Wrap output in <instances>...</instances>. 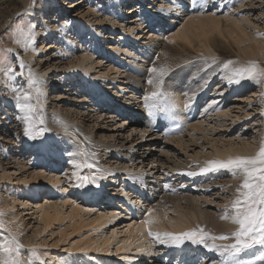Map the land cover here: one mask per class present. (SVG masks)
I'll use <instances>...</instances> for the list:
<instances>
[{"label":"bare ground","instance_id":"1","mask_svg":"<svg viewBox=\"0 0 264 264\" xmlns=\"http://www.w3.org/2000/svg\"><path fill=\"white\" fill-rule=\"evenodd\" d=\"M48 1L52 5L48 11H61L59 0ZM85 1H67L64 7L78 10ZM129 1L128 4L133 3ZM158 1L136 0L124 9L122 5L127 0H89L87 7H80L72 17L66 12L61 18L56 15L49 20L36 12L44 0H21V9L32 26L30 31L20 27L10 45L18 60L0 68V264H9L11 238H16L22 248L47 246L48 239L39 235L56 223L64 226L59 230V241L64 247L68 245L71 253L69 257L51 256L57 264H72L71 257L75 264H139L143 258H155L150 264H209L213 259L219 261L214 264H264V257L254 259L253 254L259 249L264 255V237L260 236V232L264 233V131L253 144L242 139L224 140L218 133L207 141L211 153L202 155V151L191 149L199 142L200 132L207 131L202 115L227 116L232 109L222 106L223 101L226 104L234 94L231 100H242L240 92L259 78L264 81L263 75L257 74L264 62V0ZM141 3L142 8L134 13ZM211 4L219 6L216 11L214 7L206 9ZM37 16L42 22L38 31V21L34 20ZM146 17H150L148 22L153 21L144 26ZM4 18L9 22V15ZM5 22L0 21V34ZM176 23L180 25L175 31ZM162 25L164 32L158 31ZM147 34L148 42L137 45ZM105 35L117 40L109 46L110 50L102 44ZM52 38L55 42L50 41ZM36 39L42 40H38L41 46ZM97 54H124L131 61L125 65V61L115 57V62H105L107 57ZM171 56H175V61L168 63ZM208 60L212 67L216 66L215 71L205 70ZM178 65L187 66L180 69ZM176 66L180 69L177 73ZM149 69L153 71L148 73ZM218 70L221 71L215 76ZM195 74L197 83L186 80ZM86 75L96 89L85 83ZM213 78H219L216 85L222 82L224 86L210 89ZM146 79L150 80L148 84L143 82ZM262 84L253 98L263 101L256 111L264 122ZM62 87H70L65 90L74 93L65 99L69 93L58 92ZM104 92L128 100L129 112L117 114L103 99L95 103L92 97H101ZM240 108L242 112L232 117L228 128L253 114ZM185 110L189 115L183 117L185 126L176 135L161 137L149 123L178 112L185 116ZM118 117L122 118L116 120ZM37 122L42 123L45 132L30 138ZM103 151L111 155L100 164L95 154ZM184 156L186 163L181 161ZM113 157L116 160L111 161ZM156 162L168 163L179 172L175 175L190 176L189 180L197 176L193 184L198 188L171 183L167 185L170 191L165 188L166 192L151 196L152 181L139 174L147 164ZM30 163L31 168L25 170ZM189 164H197L199 169L191 173ZM70 165H75L66 181L71 186L64 189L58 172L62 167L70 169ZM225 167H230L234 178L221 184V170ZM131 170L136 175L128 183L124 178L123 186L128 184L130 189H138L135 193L144 194L134 199L131 196L129 207L138 216L135 220L120 215L123 210H116L120 202L113 207L115 210L96 204L109 198L107 193L103 197L102 190L120 185L116 174L126 171L121 176L129 175ZM13 174L18 175L13 178ZM260 176L263 181L249 191L252 205L257 206L250 211L242 209V204L236 203L238 192ZM12 181L28 199H33V212L20 197V191L18 195L12 193ZM218 190L231 195V202L221 214H212L208 210L211 196L207 195ZM41 192H45L43 202ZM77 194L83 198L80 203L75 199ZM127 194H121V198ZM88 202L95 206L84 204ZM141 206H145L144 210ZM260 215L263 229L257 232L254 246L244 249L251 241L238 239V235L250 217L258 219ZM123 219H127L126 227L121 226L123 229L118 231L113 228ZM237 241L241 244L237 245ZM58 243L53 242V249L59 247ZM28 254L25 250L24 255ZM203 255L206 257L201 259ZM41 261L46 264L42 257Z\"/></svg>","mask_w":264,"mask_h":264},{"label":"rangeland","instance_id":"2","mask_svg":"<svg viewBox=\"0 0 264 264\" xmlns=\"http://www.w3.org/2000/svg\"><path fill=\"white\" fill-rule=\"evenodd\" d=\"M44 1H45V3L41 4L42 6L40 5L39 8H36V12L37 13L38 12H41V14H43V16L45 15L44 18L49 19V20L50 19L51 20L52 19L54 20V18H55L56 15L59 16L58 18H61L63 15H66V12H68V15L72 17V15L76 14L77 11L80 10V7H87L86 4H89L88 3L89 0H86V1L83 0L85 2H83V4H81L78 7V10L76 8H70V9L67 10L68 6H65L64 7V5H66V2L67 1L70 2V1H73V0H59V2L61 3L60 6H59V8H60L61 11H59V12L57 11L56 12L55 9L52 11L51 10L52 8L48 11V9L50 8V6H52L51 5V1H48V0H44ZM62 1H63V3H62ZM96 1H99V0H96ZM156 1H158V0H155V2ZM82 5H84V6H82ZM22 6H23V3H21V0H0V14H1L0 15V21L5 22V20H4L5 18L4 17H7L9 15V22H5L6 25L4 26L3 31L1 32L2 34H0V68L1 67H5L6 65L9 66V65L13 64V62H15V61L18 60L17 59L18 57L12 53V51H11L12 48L10 47V45H13L14 41L16 40V38H17V32L20 29V27H23L24 29L29 30V28L32 26V25L30 26L29 21H28V17L24 14L23 9H21ZM218 7H219L218 5L211 4V5H208L206 7V9L213 8L216 11V9ZM16 8L18 10L19 9H21V10L20 11H16ZM45 8H47V11L45 10ZM43 10H45L46 12L43 11ZM2 11H3V13H1ZM211 11L212 10H208V12H211ZM38 16L35 17V19H34L35 21H38V23H37L38 28H36L37 31L40 29L39 24L42 23L40 20H38ZM31 18H33V17H31ZM149 18L150 17H148V18L146 17L145 18L144 26L150 24L153 21V20H151V21L148 22L147 20ZM179 25L180 24H177L176 23L175 31L179 27ZM163 32H164V30H163ZM107 33H108V31H107ZM162 37H163V35H161L159 38H162ZM144 38L145 39H141L140 44H137V45H141V46L142 45H145L144 43H147L148 42L147 39L149 38V35L148 36L145 35ZM54 39L55 38H52L50 41L55 42ZM38 40L39 41H42L41 39H36V43L37 44H38ZM101 40L103 42L102 44H105L104 45L105 46L104 48H108L112 44V42H114V41H115V43L117 42V40H114V41L112 39L110 40V38H108V36H106V35ZM39 45L41 46V44H38V46ZM110 49L111 48L109 47V49H107V50H110ZM54 52H55V50H54ZM54 52H52V53H54ZM96 56L107 57V58L104 59L105 62H108V61L115 62V57H116L118 59H121V60L125 61V63H124L125 65L128 64L129 61H131L124 54H122L120 56H117V55L115 56V55H110V54L109 55H106V54L105 55L97 54ZM174 57L175 56H171L170 59H169V61H168V63L174 62L175 61L174 60ZM199 57L196 58V59H200ZM215 57L218 58V56H213L214 59H215ZM126 59H128V60H126ZM196 62L201 63L203 61L202 60H197ZM186 66L180 67V65H178V68L183 69ZM212 66H213L212 62H210L209 60L206 61L205 70L207 71L210 68H212V70L215 71L216 66L215 67H212ZM159 67H161V66L159 65ZM176 68H177V66L174 69H176ZM141 69L145 70L144 68H141ZM180 69H178V70H180ZM178 70L176 69L175 73H177ZM152 71H153V69H151L148 73H151ZM220 71L221 70H218L217 72H215V76L218 75L220 73ZM180 73H183V72L181 71ZM257 74H261L264 77V62L262 64V66L259 68V73H257ZM169 75L170 74L168 73V76ZM197 77H198V74L197 75L196 74L195 75H191V77H189V78L186 77V80H188V82H190V83H197ZM143 78H144V76H143ZM214 79L215 78H213L211 80V82L209 83V84H212L213 85V86L212 85L210 86V89H213V90L214 89H219L220 87L224 86V84L222 82H221V84L216 85L215 83L219 82V78L216 79L215 81H213ZM259 79H260V81L259 80L258 81H253L254 84L252 83V85L249 86V88H247V90L245 92H240L239 93L241 95L240 96V99H242V100H231L233 96L235 97L236 94H234V95H231L228 98V101H227L226 104L224 103L225 101H223L221 103L222 106H224V105L227 106L228 105L230 107L229 109H232L231 112L230 111H227L228 112V115L227 116H222V117H220V116L207 117L205 115H202L204 117V119L206 120L205 121V125L207 126V129L206 130L207 131L209 130V131L208 132L207 131L205 132L206 135H205V133L200 132V134L198 135L200 137L199 142L197 143V145H194L193 147H191V149H195V151H199V150L202 151L201 152L202 155L211 153L212 147H210L211 145L208 144L207 141H208L209 138H211V136L213 134H215V137H217L218 136V133H219V135H221L223 137L224 140L231 139L234 142L235 141L236 142H239L242 139L243 141L245 140L244 142H246V143L248 142L250 144H253L254 142L257 143L262 138L261 133L264 131V122H262V116H261V114H259V112L257 113L256 108L262 107L261 105L263 104V101L262 100L259 101L258 99L254 100V98H253L255 96L254 94H256L258 88L261 87V86H263L262 83H264L263 79H261V78H259ZM261 80H262V82H261ZM149 81H150L149 79H146L143 82L148 84ZM174 82L175 83H179V84L181 83V81L179 82V81H176V80H174ZM199 85H201V84L199 83ZM65 89H70V87H65V88L62 87L60 90H58V92L60 91V92H62V94H64L65 91H68L69 94H67L65 96V99H68V97L72 93H74V91L73 90H65ZM229 101H231V102H229ZM36 102H37V100H36ZM237 104H239V105H237ZM239 106L240 107L243 106L244 109H246L248 112H252L253 114L250 116L251 118L249 117V118L245 119L244 121H242L241 123H238V124L236 123L235 126H233L231 128H228L232 124V117L234 115L242 112V111H240L241 108ZM40 107H41L40 104H38V108H40ZM127 112H129V111H127ZM125 114H127V113H125ZM242 115L244 116V114H242ZM125 117H128V116H125ZM121 118L122 117H118V118H116V120L117 119H121ZM111 123H113V122L111 121ZM41 124H42L41 122H37V125L34 126V128H33V133L30 134V138H31V135L33 136L32 138H34L35 136H37L39 134H44L45 131L41 127ZM241 127H243L242 131H241ZM209 132H214V133H211L210 134ZM185 139H188V136L185 137ZM25 154H28V153H25ZM95 155H96L97 161L100 164H103L102 163V160L104 161L106 157H109L110 158L111 153H109L108 155H106L105 152L103 151V152H100V153H96ZM263 158L264 157H262V159ZM25 159H27V158H25ZM114 159L116 160V158H114V157L111 158L110 160L112 161ZM181 161H182V163H186V162H183V161H186L185 160V156L181 158ZM176 163H178V161ZM32 164H33V162H32ZM189 165L191 166V170L189 171L191 173L193 171H197L199 169V166L197 164H189ZM28 166L30 167L31 166V163H30V165H27V167H26L25 170H27ZM156 166L158 168H156ZM47 167H48V169H50L49 166H47ZM69 167H71V168L70 169H67V168L64 169V167H62L61 170H59V172L58 171H55V173L58 172L60 174L61 178L63 179L64 189H66L69 185L71 186V183L68 184L66 181L68 180V177L71 174V170L74 169L75 165H70ZM229 170H230V167L229 168L228 167H225V168H223L221 170L222 171L221 173L224 175L220 179L221 180V184H224V183H226L227 181H229L231 179L233 180L234 177L230 173ZM262 170H264V168ZM140 172H142V173H140L139 175L140 176H142V175L145 176V180L150 181V182L152 181L151 184H150L151 187L153 186L152 187V190L150 192L151 196H152L153 193H161L163 191V189H165V188L170 191V189L167 187V185L168 184H171V183L177 184V186H179V187H181L183 184H187L188 187H191L193 189L194 188L196 189L199 186V185L193 184L196 181L195 178L197 176H194V178L192 180H189V179H191L190 176H186L185 177L183 175H175V174H177L179 172L178 171H174L172 169V167L168 163H166V164L163 163L162 164L161 162L160 163H157L156 162L155 164H152V165L151 164L150 165L147 164V166H145L143 168V170H141ZM217 172L218 171H216V173ZM125 173H126V171H120V174H116L115 176L116 177L118 176L116 182L120 183V185H116V186L115 185L114 186L111 185V186H109V189H112V191H114V192L117 191V190H119L123 186V183L124 182L122 180L124 178H126V182L125 183H128L130 181V177L132 175H136V171L131 170V172L129 173V175H123V176H121V174H125ZM13 175H14L13 178H15V176H17L18 174H13ZM110 175L112 176L114 174H110ZM181 177H183V178H181ZM262 178H263L262 176L256 177V179L254 181H252L251 184L248 187H246L244 189H241L238 192V195L236 197V199H237L236 203L242 204V206H241L242 209L250 211L251 209H253L254 206L255 207L257 206L255 204H254V206L252 205L254 203V201H253L252 196L250 195V192L249 191L252 188V186H255L258 183H261L263 181ZM183 179H185V180H183ZM14 181L16 182V179ZM14 181H12L9 185H13L14 186L16 184ZM139 182H140V184H144V182L142 181V179H139ZM181 182H182V184H180ZM16 186H14L15 189L13 188L14 191H12V193H15V194L18 195L19 194L18 191H20L21 189H18V186L17 187ZM141 186L143 187V185H141ZM43 191H45V189H43ZM45 192H43V193L41 192L42 193L41 202L44 201ZM163 192H166V191H163ZM69 193L70 194L71 193L74 194L75 192H69ZM105 193H106V191H105ZM73 194H71V195H73ZM146 195H149V192ZM103 196H104V194H103ZM207 196H211L210 198H211L212 202L209 204L210 207H208V210L212 214H221L228 207L227 206V203L231 202V200H230L231 195L226 194V193L220 194L219 190L218 191L211 192V194L208 193ZM20 197L22 199H25V201H27L26 204H27L28 208H31L30 212H33V210L35 208V205H33L31 203V202H34V201H32L33 199L32 198L28 199V197L26 196V194L23 193V192L20 193ZM75 199H76V201L78 203H80V202L83 201V198H81L80 195L78 196V194H77V196H76ZM102 201H104V203L103 202L100 203L99 201L96 202L97 206H100L101 205V207H109V208L112 209L114 206H116L118 199L117 200L115 199V201H110L109 204L106 202V199L105 198H103ZM84 204H88V205L90 204V206L92 205V207L95 206V203L94 202H92V204L90 202L84 203ZM219 208L222 209V210L221 211L218 210ZM116 210H121L120 209V205L118 206V208H116ZM93 211H96V210H93ZM122 214L124 215V213H120L121 216H122ZM31 216H32L31 218H33L34 214H32ZM26 218H28L27 221H29V217L27 216ZM260 218H262L261 215L259 216L258 219L256 217H250L246 221V223L244 224V226L242 227V230L241 231H243V232L238 235V239H249V241H251V243L248 246H246V248L244 247V249H250V247L252 248L254 246L255 242H256V235H258L259 232L262 231L263 227H262L261 222H259ZM33 220H34V218H33ZM123 220L127 221V219H123ZM125 221H123V223H125ZM35 222H37L36 219H35ZM53 227H54V229H52ZM63 228H64V226H60L59 223H56L51 228H48L50 230L47 229V230H45L44 232L41 233L42 235H39V237L48 239L49 245H47V246L46 245L44 246L42 244H37V245H35V247L34 246H31V247H28V248L26 247L25 248V246H23V248H22L21 243L19 241H17L16 238H11L10 239V245L9 246H12V251L10 253L9 264H25L26 261H28L29 264H38V263L39 264H43L42 261H41V257L44 258L46 264H57V263H55V261L53 259L50 258L51 256L52 257L54 256L53 258H56V257L62 258V257H67L68 255L70 256L71 253L67 251L68 245L66 247H64L63 245H61L62 243L59 241L60 240L59 239L60 238L59 237L60 236L59 235L60 234L59 233V230L61 231ZM30 229H31V227L28 228L29 231H30ZM50 232H52V233H50ZM257 232H258V234H257ZM261 233H262V235H260V236L261 237H264V233L263 232H260V234ZM74 238H77V237H74ZM53 242H57V243L60 242V243H58L59 247L56 248V249H53V247H52ZM236 244L238 245V244H241V243L237 241ZM25 250H28V253H29L28 255L29 256L28 255H26V256L24 255V251ZM43 252H44V254H42ZM259 253H260V250L259 249L257 251H255V252H253V254L257 257V258L255 257L254 259H260V258H263L264 257L263 254H261V253L259 254ZM39 254H40V256H39ZM247 254L250 255L252 253H250V254L247 253ZM204 257H206V256L203 255V257L201 259H204ZM72 258L73 257H71V259H70L71 261H69V262H71L72 264H75V261H73ZM143 259H145V260H143ZM143 259L141 260V262L139 264H150V263H152L150 261H154L155 258H149V259L143 258ZM147 260H148V262H147ZM213 261L214 262H212V261L209 262V264L219 263L218 259H215V260L213 259ZM155 264H156V262H155ZM198 264H200V263H198Z\"/></svg>","mask_w":264,"mask_h":264}]
</instances>
